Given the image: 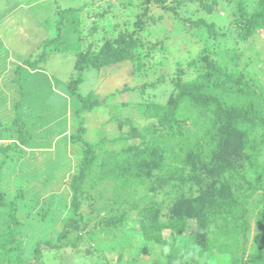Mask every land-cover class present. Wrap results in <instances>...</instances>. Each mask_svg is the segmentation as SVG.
<instances>
[{
	"label": "trees",
	"instance_id": "1",
	"mask_svg": "<svg viewBox=\"0 0 264 264\" xmlns=\"http://www.w3.org/2000/svg\"><path fill=\"white\" fill-rule=\"evenodd\" d=\"M109 1V8L113 10L125 6V0ZM169 1L173 5L170 6ZM140 3L141 7L142 3L145 5L146 11L151 3L169 7L176 13L185 6L184 23L193 29H206L208 35L215 38L214 44H224V47L212 49L205 46L204 51L191 60L177 61L178 69L171 77L174 85L167 101L141 103L146 125L142 127L130 119L132 131L128 137L122 134L115 139L120 141L127 137L120 146L106 148L107 137L100 133L96 142L85 141L82 136L87 131L85 116L83 113L76 116L80 129L70 136V141L83 142L85 148L81 171L71 180L75 195L74 212L79 213L78 194L86 181L94 179V184L100 180L108 181L114 184V200L119 204L115 213L105 221L109 231L118 226L124 236L132 230L145 242L159 244L166 256L160 264H210L216 261L264 264V195L254 201L255 206H249L243 198L257 188L264 190V162L261 160L264 151V87H258L247 77L256 53H246L247 49L252 51L253 48L250 38H254L258 31H264V0H141ZM88 4L58 8L54 19L58 35L45 38L42 53L39 52L32 62L25 60L26 65L41 62V66L46 63L48 54L71 49L70 43L75 45L76 42L63 31L67 12L76 15ZM189 4L199 15H187ZM221 7L228 15L234 16V26L229 33L218 30V23L209 19ZM108 13L104 10L99 16L107 17ZM143 15L138 14L140 18L131 31L126 29L113 37L105 28L98 39L77 51L76 75L69 83L70 91L79 94L82 100L77 110L91 112L117 93L101 98L92 92H78L86 78L85 70H101L127 59L139 58V47L147 49L146 57H152V52L159 48L164 49L162 42L144 40L142 31L147 21ZM151 19L157 20L155 16ZM69 23L73 30H78L75 19ZM97 24L91 30L92 34ZM231 34L241 41L249 40V45L242 49L240 46L228 47ZM222 38H227L225 43H221ZM100 40L98 51L95 44ZM226 50L232 52L235 56L230 57H236L241 65L245 60V68L237 70L228 62L223 63ZM235 64L239 65L238 62ZM186 66L195 67L196 75L185 80ZM191 122L196 128H185ZM14 123L15 128L13 124L0 127V264H32V261L42 259V244L61 248L69 240L71 231L84 226L78 218L70 216L65 220L59 239L53 243L39 240L32 249L33 260H26L28 240L20 235L24 222L18 215L22 197L17 195L13 200H7L3 185L12 171L7 166L12 160L10 156L14 155L11 151L21 155L23 148L35 138L27 128L25 118L15 117ZM12 129L15 131L11 132ZM258 135H262L261 139ZM131 137L139 138V143L127 144ZM67 143L70 142L67 140ZM66 146L64 143L57 148L59 157L48 158L46 163L63 164L61 158L67 154ZM246 165H249L253 178L246 176L247 172L243 170ZM238 179L243 184H236ZM165 230H169L171 237L165 235ZM91 235L94 237L95 233ZM143 251L148 252L146 246Z\"/></svg>",
	"mask_w": 264,
	"mask_h": 264
},
{
	"label": "rangeland",
	"instance_id": "2",
	"mask_svg": "<svg viewBox=\"0 0 264 264\" xmlns=\"http://www.w3.org/2000/svg\"><path fill=\"white\" fill-rule=\"evenodd\" d=\"M140 1L125 0V6L120 5L113 10L109 8V0H95V3L93 0H0V127L13 124L15 128L14 118L21 116L25 118L27 128L35 138L23 148L21 155L11 151L15 156H10L12 160L7 166L12 171L3 185L7 200H13L17 195L22 197L18 215L24 222L20 235L28 240L26 260H33L32 249H35L39 240L53 243L59 239L65 220L70 216L78 218V222L84 226L71 231L68 243L66 241L62 246L56 245L61 248H54L48 243L42 244V259L32 261V264H160L162 260H166L162 246L145 242L139 235L133 234L132 230L128 232V236H124L118 226L111 227L109 231L105 221L115 213V208L119 205L114 200L113 183L100 180L94 184V179L86 181L78 194L81 202L79 213L74 212L75 195L71 189L73 175L81 171L85 148L83 142L70 141V136L77 134L80 129L76 119L78 114L83 113L85 116L84 126L87 131L82 135L85 141L96 142L100 133L102 137H107L106 148L120 146L123 140L127 141V135L132 131L130 119L137 125L142 124V127L146 125L141 103L167 101L173 89L171 77L178 69L177 61L191 60L204 51L205 46L212 49L224 47V44L215 45V38L209 36L206 29H193L184 23L185 6L176 13L169 10V7L151 3L146 11L145 5L142 3L141 7ZM169 2L170 6L173 5L172 1ZM85 4L88 6L76 15L67 12L63 26V31L70 34L76 44L70 43L71 49L48 54L46 63L41 66V62L33 66L26 65L25 60L32 62L37 59L45 38L58 35L54 22L58 8L80 7ZM186 8L187 15H199L190 4ZM104 10L109 11L108 16H99ZM139 13L144 14L143 18L147 21L142 31L144 40L162 42L164 49L159 48L152 52V57H146L144 54L147 49L139 47V58L127 59L101 70H85L86 78L80 84L78 92H92L101 98L117 93L106 104L96 106L91 112L77 110L81 107L82 100L79 94L69 89V83L76 75L77 51L85 49L93 39H98L105 28L112 32L113 37L126 29L131 31L135 21L140 18ZM151 16H155L157 20L151 19ZM72 18L77 22V31L69 23ZM209 19L215 20L218 30L222 32L229 33L234 26V16L228 15L224 7L219 8ZM95 24L97 28L92 34ZM63 31L62 34L65 35ZM231 35L228 47L240 46L242 49L250 43L249 40L241 41ZM221 40V43H225L227 38ZM250 40L253 48L252 51L247 49L246 53L253 55L255 52L256 56L252 57L254 62L249 67L247 77L256 82L258 87H264V31H258ZM101 43L100 40L95 44L96 50L99 51ZM226 52L223 63L228 62L231 68L237 70L245 68V60L241 65L236 57H230L235 56L232 52ZM185 71V80L196 75L193 66H186ZM153 82L156 84L153 85ZM190 127L196 128L193 122L185 128ZM122 134L127 137L115 141ZM258 136L260 138L262 135ZM139 140L131 137L127 144H136ZM64 143L67 144L64 148L67 154L61 158L63 164H47L48 158L52 160L59 157L58 149ZM44 144L49 145L44 147ZM262 148L264 150L263 146ZM261 160L264 162V151ZM243 170L247 172L246 176L253 178L249 165ZM22 174L27 177L26 180ZM49 175L55 177L49 178ZM236 182L243 184L241 179ZM263 195L264 190L257 188L243 198L249 206H255L254 201ZM90 233H95V236ZM165 235L171 237L169 230H165ZM144 246L148 252L143 251ZM119 259L121 262L118 263ZM109 260L112 263H108ZM210 264L224 263L216 261Z\"/></svg>",
	"mask_w": 264,
	"mask_h": 264
}]
</instances>
